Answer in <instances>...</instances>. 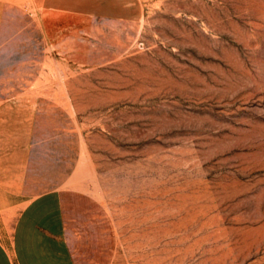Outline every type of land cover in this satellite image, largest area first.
Listing matches in <instances>:
<instances>
[{
  "label": "rangeland",
  "instance_id": "obj_1",
  "mask_svg": "<svg viewBox=\"0 0 264 264\" xmlns=\"http://www.w3.org/2000/svg\"><path fill=\"white\" fill-rule=\"evenodd\" d=\"M88 4L46 68L100 262L264 264V0Z\"/></svg>",
  "mask_w": 264,
  "mask_h": 264
},
{
  "label": "crops",
  "instance_id": "obj_2",
  "mask_svg": "<svg viewBox=\"0 0 264 264\" xmlns=\"http://www.w3.org/2000/svg\"><path fill=\"white\" fill-rule=\"evenodd\" d=\"M88 2L34 0L27 17L0 1V264H105L82 232L93 200L74 184L73 120L46 68L73 48L60 22L90 16Z\"/></svg>",
  "mask_w": 264,
  "mask_h": 264
}]
</instances>
